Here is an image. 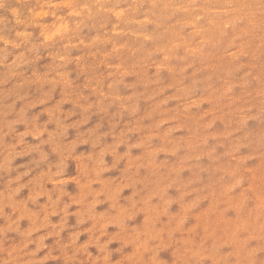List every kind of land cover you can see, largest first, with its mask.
<instances>
[{"label": "clouds", "instance_id": "9594fccd", "mask_svg": "<svg viewBox=\"0 0 264 264\" xmlns=\"http://www.w3.org/2000/svg\"><path fill=\"white\" fill-rule=\"evenodd\" d=\"M0 264H264V0H0Z\"/></svg>", "mask_w": 264, "mask_h": 264}]
</instances>
